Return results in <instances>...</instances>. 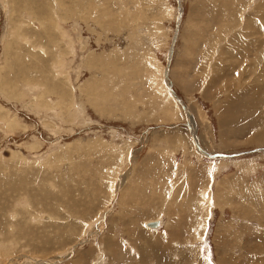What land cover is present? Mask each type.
Wrapping results in <instances>:
<instances>
[{
	"label": "rangeland",
	"instance_id": "rangeland-1",
	"mask_svg": "<svg viewBox=\"0 0 264 264\" xmlns=\"http://www.w3.org/2000/svg\"><path fill=\"white\" fill-rule=\"evenodd\" d=\"M63 3L0 0V264H264V0H181L169 80L225 159L168 98L177 0Z\"/></svg>",
	"mask_w": 264,
	"mask_h": 264
},
{
	"label": "bare ground",
	"instance_id": "bare-ground-1",
	"mask_svg": "<svg viewBox=\"0 0 264 264\" xmlns=\"http://www.w3.org/2000/svg\"><path fill=\"white\" fill-rule=\"evenodd\" d=\"M61 3H63V0H59ZM79 2L76 1L75 5H77ZM64 4V3H63ZM120 4V3H119ZM12 5V4H11ZM60 8V7H59ZM35 9V8H34ZM177 16H176V24H175V28H174V34H173V37H172V42H171V45H170V48H169V53H168V58H167V62H166V65H165V68L163 70V75H164V81H165V85H166V89H168V98H170L171 96L176 100V102L180 105L182 111L184 112V114L186 115V126L188 127L189 129V132L191 134V138H192V142L194 144V146L196 147V149L202 154L204 155V157L208 158V159H215V158H221V159H225V158H233V157H238V156H241V155H246V153H239V154H236L235 156H225V157H209L208 155L212 154V153H208L207 151H205L202 146L200 145V143L198 142L199 138L196 136V130H195V126H194V121H193V118H192V114H190L188 108L186 107V105L183 103L182 99L178 96V94L175 92V90L173 89L172 85H171V82L169 80V69H170V64H171V60H172V56H173V53H174V47H175V43H176V40H177V37H178V33H179V24H180V21H181V17H182V5H181V0H177ZM63 10V9H62ZM121 10V9H120ZM53 11V10H52ZM74 12V14L80 16L81 18L84 17L82 14L78 13L76 9H73L72 10ZM12 14V13H11ZM44 14V13H43ZM46 15V13H45ZM44 16V15H43ZM66 16V15H65ZM85 18V17H84ZM56 20H57V17H56ZM64 21V19H63ZM65 21H68V20H65ZM33 22V21H32ZM38 22V21H37ZM50 23V21H48ZM31 23V22H30ZM34 23V22H33ZM39 29L41 28L42 24L39 23ZM56 26V25H55ZM245 26V25H244ZM18 27V26H17ZM140 28V26H139ZM34 38V37H33ZM22 39V38H21ZM36 39V38H35ZM29 40V39H28ZM66 41V40H65ZM27 43V42H26ZM29 43V41H28ZM43 45V44H42ZM34 47V46H33ZM32 47V48H33ZM42 47V46H41ZM71 47V46H70ZM34 49V48H33ZM44 49V48H42ZM45 50V49H44ZM40 51V50H39ZM41 52V51H40ZM42 53V52H41ZM44 54V53H43ZM90 58V57H89ZM88 58V59H89ZM87 60V59H86ZM90 64H92V62L90 61ZM57 69V68H56ZM163 69V68H162ZM55 71V70H53ZM32 73V72H30ZM42 74V73H41ZM56 75V74H55ZM59 75V74H58ZM55 79V78H54ZM164 84V83H163ZM51 87V86H50ZM38 89V88H36ZM5 96V95H4ZM47 101V100H46ZM58 103V102H57ZM165 104V103H164ZM169 113V111H168ZM259 140V139H258ZM168 141V140H167ZM168 143V142H167ZM258 151L257 152H261V151H264V147H258L257 148ZM249 153V152H248ZM152 222H156L157 224L154 225V226H151L149 225L150 223ZM160 225V220H156V221H150L148 223H146V226L147 227H150L152 229H155L157 228L158 226Z\"/></svg>",
	"mask_w": 264,
	"mask_h": 264
},
{
	"label": "water",
	"instance_id": "water-1",
	"mask_svg": "<svg viewBox=\"0 0 264 264\" xmlns=\"http://www.w3.org/2000/svg\"><path fill=\"white\" fill-rule=\"evenodd\" d=\"M255 151H258V149H255L254 150V152ZM250 152H253V151H250ZM239 153H244V152H239ZM238 152L237 153H233V154H225V153H213V154H210V155H208L209 157H225V156H235L236 154H239ZM248 153V152H247ZM157 223L156 222H152V223H150L149 225H151V226H154V225H156Z\"/></svg>",
	"mask_w": 264,
	"mask_h": 264
},
{
	"label": "crops",
	"instance_id": "crops-1",
	"mask_svg": "<svg viewBox=\"0 0 264 264\" xmlns=\"http://www.w3.org/2000/svg\"><path fill=\"white\" fill-rule=\"evenodd\" d=\"M187 48V47H186ZM170 71V70H169ZM170 74H171V71H170Z\"/></svg>",
	"mask_w": 264,
	"mask_h": 264
}]
</instances>
